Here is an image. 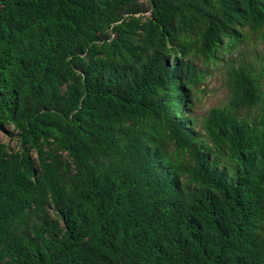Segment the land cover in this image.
I'll list each match as a JSON object with an SVG mask.
<instances>
[{
    "label": "trees",
    "instance_id": "1",
    "mask_svg": "<svg viewBox=\"0 0 264 264\" xmlns=\"http://www.w3.org/2000/svg\"><path fill=\"white\" fill-rule=\"evenodd\" d=\"M249 33L264 0H0V264H264L260 78L187 114Z\"/></svg>",
    "mask_w": 264,
    "mask_h": 264
},
{
    "label": "rangeland",
    "instance_id": "2",
    "mask_svg": "<svg viewBox=\"0 0 264 264\" xmlns=\"http://www.w3.org/2000/svg\"><path fill=\"white\" fill-rule=\"evenodd\" d=\"M141 1L144 6L148 5V0ZM186 58L199 77L192 107L187 114L195 118V129L201 133V124L208 111L214 106L228 105L231 95L229 78L233 70L245 65L260 78L264 89V36L260 33H249L233 47L224 45L212 58L195 49ZM0 140L16 145V138L6 132H0Z\"/></svg>",
    "mask_w": 264,
    "mask_h": 264
}]
</instances>
